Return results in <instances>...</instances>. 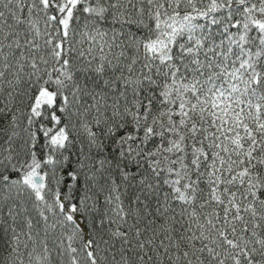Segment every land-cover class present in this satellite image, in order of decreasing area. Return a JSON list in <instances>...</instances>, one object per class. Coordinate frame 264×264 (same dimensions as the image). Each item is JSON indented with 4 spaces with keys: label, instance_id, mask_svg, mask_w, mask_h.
I'll return each mask as SVG.
<instances>
[{
    "label": "snow or ice",
    "instance_id": "6c2138e0",
    "mask_svg": "<svg viewBox=\"0 0 264 264\" xmlns=\"http://www.w3.org/2000/svg\"><path fill=\"white\" fill-rule=\"evenodd\" d=\"M0 264H264V0H0Z\"/></svg>",
    "mask_w": 264,
    "mask_h": 264
}]
</instances>
